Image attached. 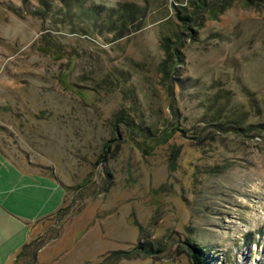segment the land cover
<instances>
[{"label":"rangeland","instance_id":"374dc122","mask_svg":"<svg viewBox=\"0 0 264 264\" xmlns=\"http://www.w3.org/2000/svg\"><path fill=\"white\" fill-rule=\"evenodd\" d=\"M47 1L0 0V255L264 264V0Z\"/></svg>","mask_w":264,"mask_h":264},{"label":"trees","instance_id":"16d2710c","mask_svg":"<svg viewBox=\"0 0 264 264\" xmlns=\"http://www.w3.org/2000/svg\"><path fill=\"white\" fill-rule=\"evenodd\" d=\"M22 1H28V0H22ZM39 2V4L42 7H47V0H36ZM245 4L252 3L253 0H243ZM68 5L67 3H65ZM127 6L124 7L123 11L119 10L118 17H114L113 15L110 16V13L106 11V16L103 22H101V25L105 26L108 29H114L117 27L119 23L126 24L128 21L129 13H135V9L133 10V4H126ZM133 7V8H132ZM45 9V8H44ZM96 9V10H95ZM100 9V10H99ZM91 10H94L96 12H102L101 8H91ZM93 11V12H94ZM41 13V12H39ZM176 15L180 18V20L183 23H189L191 22L192 18L190 15L181 13L178 11ZM101 21V20H100ZM103 23V24H102ZM175 39H179L177 36V33L174 34ZM174 41V40H173ZM170 39L168 36H165L161 41V49L164 53V59L162 63L160 64L161 72L165 73L167 75L168 69L170 68L174 58H177L176 54L172 51L170 46ZM179 55V54H178ZM103 156L101 157V159ZM61 211V208H58L55 212V214L59 213ZM52 213V214H53ZM50 214V215H52ZM36 241L31 240L26 243H24L20 250L17 252L15 259L22 255H26L33 260L36 258L37 255V247H35ZM187 246V253L188 257L190 258L191 264H209V256L208 252L200 245L195 244L194 242L190 241L189 239H186L184 242ZM159 251L158 249H153L148 243H139L137 246H135L132 250H114L109 252V254L106 256V258L103 261L98 262L97 264H106L107 262L109 264H118L122 260H133V259H140L143 256H146L148 254H153L154 252Z\"/></svg>","mask_w":264,"mask_h":264},{"label":"crops","instance_id":"0c3cea01","mask_svg":"<svg viewBox=\"0 0 264 264\" xmlns=\"http://www.w3.org/2000/svg\"><path fill=\"white\" fill-rule=\"evenodd\" d=\"M15 219V218H14ZM15 221H18L15 219ZM15 236V235H14ZM26 239H23V241L17 243L13 248H12V251L11 252H7L5 253V251L3 250V252H1L2 254L0 255V259H1V262L0 264H8L9 261L8 260H12L11 264L14 263V260H15V255L16 253L20 250V246L21 244L23 245L24 243L23 242H28V241H25ZM5 241V239H3L2 237V234H0V248L4 247V244L3 242ZM2 246V247H1Z\"/></svg>","mask_w":264,"mask_h":264}]
</instances>
